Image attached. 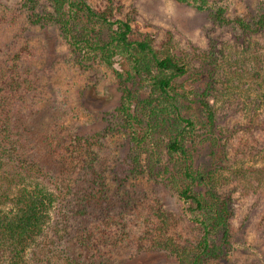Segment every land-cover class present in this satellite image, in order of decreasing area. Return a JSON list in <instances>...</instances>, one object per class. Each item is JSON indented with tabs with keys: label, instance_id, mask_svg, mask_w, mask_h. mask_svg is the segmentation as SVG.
<instances>
[{
	"label": "trees",
	"instance_id": "16d2710c",
	"mask_svg": "<svg viewBox=\"0 0 264 264\" xmlns=\"http://www.w3.org/2000/svg\"><path fill=\"white\" fill-rule=\"evenodd\" d=\"M26 1L36 9L39 0ZM47 1L53 12L42 7V21L38 15L31 22L55 27L79 66L112 71L119 92L112 116L117 124H106L89 137L77 126L66 133L68 126L60 138L56 135L62 130L53 124L49 138L38 136L29 123L40 124L42 119L33 103L37 92L27 89L29 71L18 69L25 49L3 53L13 45L5 39L0 43V189L4 178L15 185L12 197L6 192L0 196L10 206L0 211V264H27V248L35 264L61 259L66 264H117L126 250L161 254L175 264H219L233 250L230 233L238 184H249L251 177L248 169L232 164L241 157L257 163L255 158L264 153V89L247 95L240 89H220L219 82L227 58L246 53L249 40L264 37V4L254 16L229 19L227 3L173 0L208 12L213 25L230 34V39L219 35L209 42L192 65L174 55L170 39L156 45L134 31L128 16L115 17L113 0L103 10L89 0ZM230 49L236 55H230ZM191 76L194 80L186 86ZM201 77L205 85L197 88ZM239 116L246 121L233 122ZM31 125L39 137L35 143L41 142L63 165L65 179L52 180L56 194L25 184L47 178L30 156ZM117 128L129 149L113 165L100 140ZM235 137L239 144L232 158L229 144ZM53 142L58 144L53 147ZM156 152L159 165L153 159ZM250 173L264 175L263 168ZM143 174L150 179L144 190L128 185L130 178ZM253 186L254 201L247 211L251 221L241 227L254 230L260 249L253 259L264 264V192L260 181ZM162 191L172 192L181 204L179 212L167 208ZM244 191L248 195V188ZM57 201L61 206L56 225L45 234Z\"/></svg>",
	"mask_w": 264,
	"mask_h": 264
},
{
	"label": "rangeland",
	"instance_id": "374dc122",
	"mask_svg": "<svg viewBox=\"0 0 264 264\" xmlns=\"http://www.w3.org/2000/svg\"><path fill=\"white\" fill-rule=\"evenodd\" d=\"M42 1L39 0L36 9H34L35 6L29 5L26 0H0V43L5 39L7 42L11 41L13 45L10 47V51H7L5 47L3 53L11 54L17 48L24 47L25 51L20 57L18 69L25 68L26 71H29L30 80L28 78L27 89H35L37 92L33 103L40 107L39 116L42 115V119L40 124L29 123L33 124L38 136L45 135L48 138L53 124L57 125V129L62 130V133L57 134L56 138L62 137L64 127L68 126V129L65 128L66 133H71L74 126H77L78 132L88 137L93 136L96 131V133L101 131L106 124L115 126L117 122L112 116H114L113 112L117 105L119 92L117 86H114L115 77L112 71L98 65L89 68L79 66L75 57L62 43L55 27L46 24H33L31 21L37 19L38 15L42 21V7H46L47 13L53 12L52 4L47 0ZM214 1L230 5L229 19H234L236 16L247 18L254 16L258 5L264 4V0ZM88 2L96 10H103L108 7L111 0H89ZM112 2L116 9L115 17L128 16L132 21L134 31L139 35H148L156 45L170 39L174 55L189 61L192 65L197 64L194 58L207 50L209 42L214 41L219 35H225L226 39H230L227 30L219 29L213 25L208 12L196 11L173 0H113ZM33 13H37V15H33ZM246 45V53L227 58L226 70L219 82L220 89H240L241 94L247 95L262 93V89H264L262 80L264 78V37L257 36L249 40ZM229 53L236 55V51L233 49H230ZM201 78L202 81L195 83L197 88H202L205 85L206 81L203 77ZM192 79L191 76L185 85H190ZM39 116L36 115L35 118L38 119ZM242 121H246V118L239 116L233 122L242 123ZM33 126L29 133L32 132ZM35 131L33 130L29 135L30 141L33 140L30 142L33 147L30 156L32 161L39 166L42 175L47 178L42 180V178L36 177L30 181V184H28L29 180L25 184L29 189L39 187L56 194L58 191L52 186V180L65 179L63 165L53 158L50 150L48 152L41 142L35 143L34 140H39ZM101 136L100 141L104 146L106 160L112 161L113 165L119 164L118 161L128 154L129 149L123 131L117 128L113 132ZM232 141L235 143L232 142L229 146L230 157L233 158L239 142L236 137ZM57 144V142H53V147ZM152 148L160 152V146ZM158 154H154L153 159L159 165L161 162L156 158L159 156ZM101 157L103 156L101 155ZM255 159L259 162L255 163L251 158L245 160V157H241L232 164V168L248 169L251 177L248 180L249 184L247 181L238 184L235 195L238 200L233 207V226L230 233L233 250L219 264H259L253 259V255L255 249H260L258 246L260 241L255 236L253 229L241 227L242 223L247 226V222L244 221L250 220L251 217L250 214L247 215V211L254 201L253 182L259 183L260 181L261 192H264V175L258 177L256 174L250 173L253 170L256 173L261 168L264 171V153ZM148 163V160L147 163L146 160L144 161L145 165H149ZM18 180L19 178H16L14 182L18 183ZM149 180V177L143 174L137 180L130 178L128 185H133L142 191L145 189L143 186L150 185ZM231 183L229 182L230 185ZM245 188H248V195L244 191ZM14 189L15 185L9 184L4 178L0 196H5L6 192L7 196L12 197ZM161 193L167 208L179 212L181 204L174 198L172 192L162 191ZM60 206L57 201L50 211V219L44 226L45 234L51 230L49 227H55L57 211ZM8 208H10L9 203L5 202V198L0 197V211H7ZM216 238L218 241L219 236ZM25 260L27 264H35L29 248H27ZM116 262L117 264H175L171 258H165L161 254L134 253L131 250L123 252L118 256ZM54 263L66 264L63 259Z\"/></svg>",
	"mask_w": 264,
	"mask_h": 264
}]
</instances>
